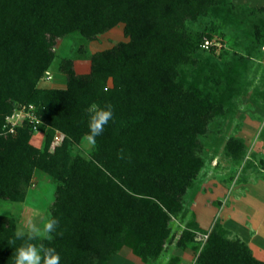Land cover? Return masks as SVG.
Listing matches in <instances>:
<instances>
[{"label":"trees","instance_id":"obj_1","mask_svg":"<svg viewBox=\"0 0 264 264\" xmlns=\"http://www.w3.org/2000/svg\"><path fill=\"white\" fill-rule=\"evenodd\" d=\"M215 1L0 0V198L24 200L36 167L56 176L59 225L50 239L34 243L54 247L61 264H101L104 253L135 234L136 252L146 260L171 234V215L181 211L202 166L199 136L219 112L211 95L177 81L179 68L193 63L204 45L184 22L209 13ZM119 23L130 43L92 56L89 74H77L65 60L66 90L38 87L58 39H94ZM93 104H111L113 118L96 137L91 159L71 157V138L88 135L86 109ZM29 105L43 124L26 121L8 133L6 118ZM37 131L46 137L43 152L30 144ZM57 131L66 138L51 153ZM16 231L14 219L0 215V264H15L23 242ZM193 239L186 231L178 245ZM198 262L264 264L247 243L219 229L209 234Z\"/></svg>","mask_w":264,"mask_h":264},{"label":"rangeland","instance_id":"obj_2","mask_svg":"<svg viewBox=\"0 0 264 264\" xmlns=\"http://www.w3.org/2000/svg\"><path fill=\"white\" fill-rule=\"evenodd\" d=\"M184 29L200 35L204 49L193 54V63L179 68L177 81L184 90L198 87L208 93L219 109L199 136L196 154L202 166L182 196L181 211L171 215V234L157 256L144 260L136 252L140 238L135 234L116 251L104 253L101 264H199V253L214 229L247 243L264 262V0H216L209 13L187 19ZM130 42L124 23L94 39L79 34L60 38L38 87L66 90L65 60L72 61L77 74H89L92 56ZM107 85L112 86L111 79ZM87 136L71 138V157L91 159L95 143ZM65 138L57 131L50 152ZM30 144L43 152L45 134L37 132ZM58 184L46 167H36L26 198H0V215L13 218L16 230H26L29 219L42 228L53 216ZM186 231L194 239L179 246Z\"/></svg>","mask_w":264,"mask_h":264},{"label":"clouds","instance_id":"obj_3","mask_svg":"<svg viewBox=\"0 0 264 264\" xmlns=\"http://www.w3.org/2000/svg\"><path fill=\"white\" fill-rule=\"evenodd\" d=\"M86 111L88 112L89 129L87 139L95 143L96 137L104 131L105 125L113 118V106L93 104ZM26 224V230L21 228L15 233V237L23 241L15 250V264H61V256L54 247L34 243L41 235L50 237L51 234L56 233L59 219L54 216L48 218L42 228L31 219Z\"/></svg>","mask_w":264,"mask_h":264},{"label":"built area","instance_id":"obj_4","mask_svg":"<svg viewBox=\"0 0 264 264\" xmlns=\"http://www.w3.org/2000/svg\"><path fill=\"white\" fill-rule=\"evenodd\" d=\"M26 121H29V123L35 125V128L43 124L40 116H38L36 113V108L34 105L22 106L21 108L16 109L12 115L6 118L4 128L8 133L15 134L16 129L22 126Z\"/></svg>","mask_w":264,"mask_h":264}]
</instances>
